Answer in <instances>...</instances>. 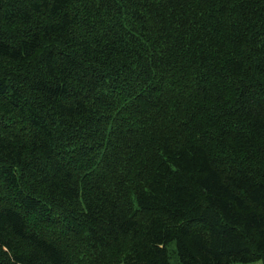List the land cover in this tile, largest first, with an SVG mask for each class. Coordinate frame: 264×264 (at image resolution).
I'll return each instance as SVG.
<instances>
[{
    "label": "trees",
    "instance_id": "trees-1",
    "mask_svg": "<svg viewBox=\"0 0 264 264\" xmlns=\"http://www.w3.org/2000/svg\"><path fill=\"white\" fill-rule=\"evenodd\" d=\"M0 264H264V0H0Z\"/></svg>",
    "mask_w": 264,
    "mask_h": 264
}]
</instances>
